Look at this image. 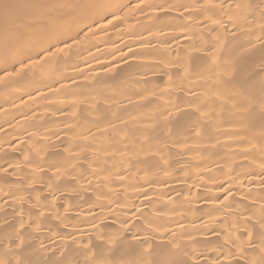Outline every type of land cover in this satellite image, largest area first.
<instances>
[{
	"label": "bare ground",
	"instance_id": "obj_1",
	"mask_svg": "<svg viewBox=\"0 0 264 264\" xmlns=\"http://www.w3.org/2000/svg\"><path fill=\"white\" fill-rule=\"evenodd\" d=\"M0 264H264V0H0Z\"/></svg>",
	"mask_w": 264,
	"mask_h": 264
}]
</instances>
